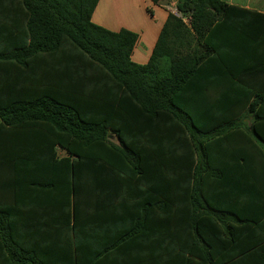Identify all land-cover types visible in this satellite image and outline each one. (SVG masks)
I'll return each instance as SVG.
<instances>
[{
	"label": "trees",
	"instance_id": "16d2710c",
	"mask_svg": "<svg viewBox=\"0 0 264 264\" xmlns=\"http://www.w3.org/2000/svg\"><path fill=\"white\" fill-rule=\"evenodd\" d=\"M99 1L8 0L10 39L0 47V134L45 128L48 140L67 151L61 162L73 167L76 217L86 166L106 165L134 181L138 196L151 203L139 201L144 215L132 264H229V187L257 207L264 183V151L237 120L252 117L251 132L264 144V93L230 88L234 101L226 109L224 99L214 101L206 91L218 88L193 84L199 65L216 49L214 28L233 7L222 0H177L179 15H169L149 62L141 65L132 59L137 33L93 23ZM111 134L119 144L109 140ZM245 143L250 150H241ZM180 200L189 216L187 243L178 238L173 219ZM147 207L170 212L172 227L163 242L160 222L149 228ZM8 223L0 211V242L9 264H44L14 247ZM166 244L168 251L162 250Z\"/></svg>",
	"mask_w": 264,
	"mask_h": 264
},
{
	"label": "crops",
	"instance_id": "0c3cea01",
	"mask_svg": "<svg viewBox=\"0 0 264 264\" xmlns=\"http://www.w3.org/2000/svg\"><path fill=\"white\" fill-rule=\"evenodd\" d=\"M222 1L233 9L214 28L210 38L216 49L199 65L193 88H218L206 91L214 101L224 99L220 102L229 109V101H234L230 88H258L264 93V0ZM177 3L100 0L92 21L113 32L125 29L137 33L132 59L144 65L169 15L178 14ZM10 14L8 0H0V47L9 43ZM237 121L264 151V144L251 132L254 119L243 116ZM47 134L45 128H20L12 134H0V211L8 214L14 247L35 254L44 264H75L76 260L78 264H132V253L138 251L137 222L144 215L139 201L151 202L138 196L134 181L110 172L106 165L86 166L76 217L73 167L61 162L69 154L50 142ZM244 136L235 137L246 142ZM109 140L119 144L115 135H109ZM240 148L248 151L250 145L241 144ZM236 191L235 186L229 187V215L225 220V227L229 223V246L224 251L229 252V264H264V183L257 207L243 191ZM177 204V216L173 218L177 220V235L187 243L186 237L191 236L186 226L189 216L184 200ZM146 213L149 228H158L160 222L163 242L172 227L170 212L148 208ZM164 247L167 249L162 250H169L167 244ZM8 257V249L0 242V264H9Z\"/></svg>",
	"mask_w": 264,
	"mask_h": 264
},
{
	"label": "built area",
	"instance_id": "2783aa9c",
	"mask_svg": "<svg viewBox=\"0 0 264 264\" xmlns=\"http://www.w3.org/2000/svg\"><path fill=\"white\" fill-rule=\"evenodd\" d=\"M177 15H179V13Z\"/></svg>",
	"mask_w": 264,
	"mask_h": 264
},
{
	"label": "rangeland",
	"instance_id": "374dc122",
	"mask_svg": "<svg viewBox=\"0 0 264 264\" xmlns=\"http://www.w3.org/2000/svg\"><path fill=\"white\" fill-rule=\"evenodd\" d=\"M179 13V12H178Z\"/></svg>",
	"mask_w": 264,
	"mask_h": 264
}]
</instances>
